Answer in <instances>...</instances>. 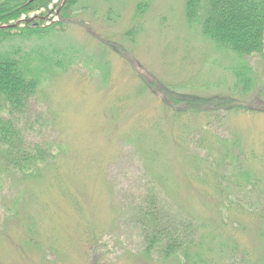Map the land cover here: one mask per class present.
I'll list each match as a JSON object with an SVG mask.
<instances>
[{
	"label": "rangeland",
	"instance_id": "rangeland-1",
	"mask_svg": "<svg viewBox=\"0 0 264 264\" xmlns=\"http://www.w3.org/2000/svg\"><path fill=\"white\" fill-rule=\"evenodd\" d=\"M184 1L78 0L82 9L74 14L65 35L53 34L54 41H47L58 57H71L73 45L78 52L73 62L64 64L67 71L44 77L13 122L26 148L64 153L54 169L47 168L41 178L24 184H18V175L7 166H0V264H89L87 249L96 241L95 264H152L134 257L140 239L128 224L127 214L145 182L141 156L130 139L139 124L141 130L147 129L146 118L164 114L160 99L169 95L162 85L206 100L196 103L209 112L192 114L194 130L207 126L213 136L226 140L238 134L247 150L264 153V102L238 94L239 84L234 85L230 70L236 65L233 54L188 27ZM143 2L147 7L137 16L136 6ZM43 14L48 11L22 18ZM14 40L20 43L11 40L0 50L18 49L23 56L31 48L44 47L43 42ZM246 61L264 93V56ZM141 83L147 86L143 93ZM237 102L247 110L235 111ZM169 124L162 128L167 138L164 149L178 182L174 196L198 219L217 223L220 215L203 204L207 189L196 179L188 181L183 165L186 152L192 161L205 158L210 143L192 133L194 144L177 147ZM14 194L21 196L14 214L35 220L38 247L35 240L29 242L26 225L6 212ZM242 234L245 244L257 251L260 243L254 233L248 229Z\"/></svg>",
	"mask_w": 264,
	"mask_h": 264
},
{
	"label": "trees",
	"instance_id": "trees-1",
	"mask_svg": "<svg viewBox=\"0 0 264 264\" xmlns=\"http://www.w3.org/2000/svg\"><path fill=\"white\" fill-rule=\"evenodd\" d=\"M50 3L52 0H0V26L12 25L23 15L47 9ZM55 7L58 8V20L49 25L27 18L22 25L0 28V45L15 41L14 38L44 43V47L31 48L23 56L18 54V49L0 50V166H7L10 173L18 175V184L41 178L47 168L57 166L56 159L64 153L51 155L37 146L26 148L13 122L14 116L23 111L47 75L53 77L67 71L64 64L73 62L78 52L73 45L71 57H58L56 49L48 48L47 41H54L53 34L65 35L74 14L82 9L78 0L58 1ZM146 7V2L139 3L137 16H141ZM183 14L190 29L196 28L219 50L233 54L236 65L230 70L234 74V85L239 84L238 94H249L252 99L264 102V93L256 85L254 72L246 61V57L264 56V0H185ZM46 37L49 39H44ZM140 85L139 93L145 92L147 86ZM162 89L169 95V98L160 99L164 114L151 120L146 118L147 129L141 130L139 124L130 139L141 156L145 180L141 196L134 201L132 213L127 214L128 224L140 239L134 257L152 264H264V153L250 147L247 150L245 141L241 142L238 134L226 140L213 136L207 126L194 130L192 114L209 112L200 109L201 104L196 103L206 100L177 93L170 85H162ZM176 94L178 96L173 100ZM175 102L180 105L174 106ZM237 103L235 111L247 110ZM2 113L7 117H2ZM168 121L177 147L194 144L192 133H199V138L210 143L205 158L201 155L200 160L192 161L186 152L183 165L186 179H196L207 189L203 204L220 215L217 223L198 219L174 196L178 182L170 164L169 151L164 149L167 138L162 128ZM212 151L216 154L212 155ZM20 199L19 194L16 197L14 194L5 206L6 212L20 225H26L29 242L35 240L38 247L33 236L35 220L13 212ZM74 206L80 207L78 203ZM212 223L217 226H211ZM248 229L259 239L257 251L244 242L245 234L242 233ZM96 243L88 246L89 264H95L92 256Z\"/></svg>",
	"mask_w": 264,
	"mask_h": 264
},
{
	"label": "water",
	"instance_id": "water-1",
	"mask_svg": "<svg viewBox=\"0 0 264 264\" xmlns=\"http://www.w3.org/2000/svg\"><path fill=\"white\" fill-rule=\"evenodd\" d=\"M18 23H20V21H17L16 23L12 24L11 26H12V27H15V26H17ZM1 27H4V26H0V28H1ZM6 27H10V25H7Z\"/></svg>",
	"mask_w": 264,
	"mask_h": 264
}]
</instances>
